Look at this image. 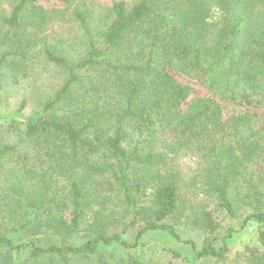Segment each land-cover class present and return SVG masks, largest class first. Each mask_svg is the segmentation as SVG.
Listing matches in <instances>:
<instances>
[{"label":"trees","instance_id":"1","mask_svg":"<svg viewBox=\"0 0 264 264\" xmlns=\"http://www.w3.org/2000/svg\"><path fill=\"white\" fill-rule=\"evenodd\" d=\"M60 2L0 0V67L67 75L0 137V264H181L141 252L154 232L191 264H264V0H110L98 32L93 0Z\"/></svg>","mask_w":264,"mask_h":264},{"label":"rangeland","instance_id":"2","mask_svg":"<svg viewBox=\"0 0 264 264\" xmlns=\"http://www.w3.org/2000/svg\"><path fill=\"white\" fill-rule=\"evenodd\" d=\"M93 2L95 3V7L93 8V27L98 32L105 26L106 10L110 4V0H93ZM38 3L47 9H60L63 7L60 0H38ZM213 11L214 14L218 12L217 9H213ZM74 35L77 39H74ZM63 37L68 38L67 32L63 34ZM80 40H83V37L78 32L73 31L68 41H63L61 37V47L69 51V56H79V52L83 46ZM11 61L8 59L7 62H4L6 64L2 63L4 65L0 67V137L3 139L7 137L9 145L16 143L17 138H15L16 135L13 131L17 129L11 131L9 135L4 133L5 130L12 129L14 121L23 123L32 121L41 112L44 104L53 98L67 77L65 71L59 67L56 68L50 65L47 66L45 71H31L29 66L26 67V65H14L15 67L11 68L9 66L14 64ZM87 98V106L89 107V104L92 103L90 97ZM19 147H21V144ZM175 163L178 171L181 173H189L196 171L198 159L190 152L178 157ZM2 178V172H0V190L3 184ZM4 203V201L0 203V210L2 211L6 210ZM0 224H3L1 219ZM177 232L183 240L190 239L200 244V241L194 234L184 230H177ZM256 234L257 225L252 221L228 243L230 252H241L246 247L256 244ZM21 236L24 241L26 237L24 235ZM31 239L32 237L30 236L27 238L28 241ZM33 240L35 239L33 238ZM44 242L42 241L40 243L44 245ZM140 250L149 259L167 258L169 257L168 251H179L181 257L178 261L181 264L192 263L191 251L186 246L177 244V242L163 232H154L144 236ZM0 257L2 260L5 258L3 255Z\"/></svg>","mask_w":264,"mask_h":264}]
</instances>
